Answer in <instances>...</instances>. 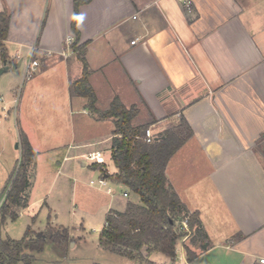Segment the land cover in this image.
Here are the masks:
<instances>
[{"label": "crops", "instance_id": "0c3cea01", "mask_svg": "<svg viewBox=\"0 0 264 264\" xmlns=\"http://www.w3.org/2000/svg\"><path fill=\"white\" fill-rule=\"evenodd\" d=\"M76 1L0 0V15H10L5 41L10 70L0 78V164L7 170L16 166L4 136L9 126L3 124L13 118L20 158L21 129L37 153L28 206L17 210L31 211L32 225L45 207L54 224V205L44 192L38 199L35 195L42 187L55 188L61 176L63 188L68 183L76 193L88 185L106 217L141 204L109 177L117 172L114 121L89 114L88 99L71 92L83 75L82 62L66 48L75 40ZM185 2H191L190 9ZM79 11L80 44H88L98 108L107 110L118 97L127 108H139L136 127L149 126L159 136L185 120L193 131L166 171L188 210L199 213L209 237L195 247L194 262L185 264H259L264 259V0H92ZM35 51L39 71L27 78ZM4 64L0 52V68ZM77 113L92 118L76 127ZM95 151L105 159L109 152L112 167L84 158ZM97 177L106 178L108 187L92 185ZM116 188L125 190L123 204L116 202ZM37 230L34 236H44ZM152 257L149 262L155 264ZM170 261L177 264L178 258Z\"/></svg>", "mask_w": 264, "mask_h": 264}, {"label": "trees", "instance_id": "16d2710c", "mask_svg": "<svg viewBox=\"0 0 264 264\" xmlns=\"http://www.w3.org/2000/svg\"><path fill=\"white\" fill-rule=\"evenodd\" d=\"M91 1L78 0L75 3V16L72 22L75 40L71 49L83 64V75L72 83L71 92L73 96L88 99L87 110L93 116L99 120L114 121L112 161L117 172L109 177L126 186L140 198L141 202L129 204L124 213L116 211L108 213L105 227L101 232L100 245L107 251L146 264H152L149 258L155 254H164L175 261L177 244L186 236L180 225L185 219H189L192 247H198L209 240L199 213H191L188 210L166 175L171 158L192 138L193 131L187 122L182 120L177 128L166 130L159 135L158 141L147 144L144 136L149 126H134V120L139 116L137 106L127 108L116 97L107 110L102 111L98 108V98L90 84L91 70L86 58L88 44H80V32L77 27L80 7ZM9 26L10 15L4 12L0 15V52L3 63H8L9 60L5 46ZM32 59L39 61L37 51L34 52ZM19 134L21 159L3 192L5 200L0 208L3 222L7 217L17 220L19 215L15 210L24 209L29 203L27 192L30 187V169L37 153L22 129ZM48 242L58 250L67 252L73 239L68 229L52 227H48L44 236L34 239L31 228H28L21 241L0 240V264H16L20 261L30 264L32 257L26 251L41 252ZM191 246L184 247L189 263L198 257ZM144 250L146 256L143 255Z\"/></svg>", "mask_w": 264, "mask_h": 264}, {"label": "rangeland", "instance_id": "374dc122", "mask_svg": "<svg viewBox=\"0 0 264 264\" xmlns=\"http://www.w3.org/2000/svg\"><path fill=\"white\" fill-rule=\"evenodd\" d=\"M28 80L29 79H25L19 85V90L16 91L19 96L25 88V84ZM0 114H2L1 108ZM89 114L91 113L89 112ZM83 118L87 119L92 117H86L83 114L79 115V113H77L75 116L76 127H78L77 125ZM88 120H90L89 122L92 124V120ZM3 124H7L9 126V130L4 136L7 135V141L11 150L10 154L12 153L13 155H10L11 161L12 163L14 162L17 164L21 158L18 155V151L14 149L16 147L14 141L17 138L15 133V120L13 118L9 121L4 120ZM89 128L92 130V125H90ZM2 135H0V137ZM108 157L109 152H107V159L105 160L106 163L112 167ZM13 167L14 166L10 165L7 170V168L0 164V196L2 195L1 192L8 186L10 175L13 173ZM59 178H61L60 182L55 185V188L52 189L42 187V189H40L35 195V199H38V197H40L44 192V195L48 196V202H51L54 205L56 209V215L53 218L54 224H50V219L48 218L49 213L46 207L39 216L37 224L35 225H32L31 222V211H20L18 213L19 217L17 220L7 217L4 222L2 221V213L0 211V240L6 241L8 239H12L15 241H21L25 237L28 228H31L33 234L32 237L35 239L39 238V235L34 236L35 234L33 233V229L34 231H38V228L40 231L46 232L48 227L59 229V227L63 226L69 230L70 236L73 239L68 251L62 252L52 243L48 242L41 252L26 251V253L32 257L30 264H137V262H133L118 253L107 251L101 247L100 237L101 232L105 227L106 214L101 210V200L96 198L94 191L89 189L88 185H82L78 187L76 193L73 191L72 186L68 183H65L63 188L62 182L65 178L64 176ZM98 180L99 178L97 177L93 181L96 182ZM60 187L62 189L61 191L59 189ZM124 192L125 190L123 188L115 189L117 203L123 204L126 201L123 198ZM115 207L122 209L117 206V204ZM15 211L18 212L17 210ZM187 234L188 236L186 238L183 237V240L179 241L177 244V264L186 263L187 259L184 247L185 245L191 246L192 232L189 230V232L187 231V233H185V235ZM191 248L195 253H199L195 247L191 246ZM151 261L155 264H172L170 258L164 254L153 255ZM16 264L27 263L20 261Z\"/></svg>", "mask_w": 264, "mask_h": 264}, {"label": "built area", "instance_id": "2783aa9c", "mask_svg": "<svg viewBox=\"0 0 264 264\" xmlns=\"http://www.w3.org/2000/svg\"><path fill=\"white\" fill-rule=\"evenodd\" d=\"M185 5L188 9L191 8V2H185ZM74 43V40H68L67 42V46L66 48L70 51H72L71 49V45ZM72 53L74 54V52L72 51ZM66 55V53L64 54ZM39 67H40V62L39 61H33V59H31L27 65V68H26V76L27 78H31L33 77L38 71H39ZM1 102L4 101L3 98L0 99ZM3 111L8 114V109L6 107L3 108ZM159 139V136H157L152 128H149L146 130L145 132V136H144V141L147 143V144H153L155 143L156 141H158ZM84 158L90 162V163H93V164H106V160H105V157L103 155L102 152L100 151H95V152H90L88 154H86L84 156ZM92 185H97L99 186L100 188H107L109 183H108V180L106 178H102V179H99L97 182H92ZM127 197V195H125ZM0 208H1V204H0ZM180 225L182 226L181 230L184 232V233H187V231L189 232L190 228H189V219H185L182 223H180ZM181 231V232H182ZM191 232V231H190ZM188 236V234L185 236V238ZM259 264H264V259H260L259 260Z\"/></svg>", "mask_w": 264, "mask_h": 264}, {"label": "water", "instance_id": "95a60500", "mask_svg": "<svg viewBox=\"0 0 264 264\" xmlns=\"http://www.w3.org/2000/svg\"><path fill=\"white\" fill-rule=\"evenodd\" d=\"M17 66L13 67V70H16ZM10 70V66L7 65V63L4 64V66L2 68H0V78L1 76H3L5 73H7ZM19 147V145L17 146ZM206 248V246H204V249Z\"/></svg>", "mask_w": 264, "mask_h": 264}, {"label": "clouds", "instance_id": "9594fccd", "mask_svg": "<svg viewBox=\"0 0 264 264\" xmlns=\"http://www.w3.org/2000/svg\"><path fill=\"white\" fill-rule=\"evenodd\" d=\"M81 21L83 20V17H80Z\"/></svg>", "mask_w": 264, "mask_h": 264}]
</instances>
